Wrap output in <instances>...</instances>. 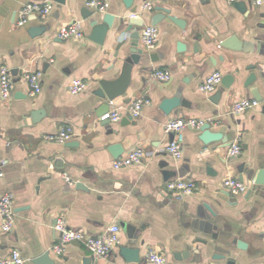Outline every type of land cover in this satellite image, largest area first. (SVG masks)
<instances>
[{
	"label": "crops",
	"instance_id": "0c3cea01",
	"mask_svg": "<svg viewBox=\"0 0 264 264\" xmlns=\"http://www.w3.org/2000/svg\"><path fill=\"white\" fill-rule=\"evenodd\" d=\"M240 2L245 13L227 0H133L129 9L124 0H105L102 13L87 0H0V67L10 69L13 77L11 96L5 100L0 94V198L10 195L16 214L9 233L0 217L1 258L19 250L25 264L46 253L53 264H149L148 253L154 251L166 264H264V187L255 186L248 174L264 170V107L259 103L242 114L232 113L235 103L254 100L241 89L251 73L258 76L255 86L264 97V0ZM32 3H50L51 12L44 18L33 15L20 26L21 10ZM145 4L153 9L144 11ZM157 6L170 9L185 26L166 19L156 26L160 38L155 49L140 42L144 54L156 58L134 66L127 95L114 101L123 108L113 123L111 103L100 113L107 102L95 94L99 81L119 76L131 34L152 25ZM83 10L115 17L104 45L89 40L91 27ZM129 19L143 26H131ZM77 21L84 24L85 39L57 38L60 29ZM36 29L40 32L32 34ZM232 36L251 43L252 51L219 48ZM157 71L169 72L171 79L157 80ZM36 72L41 74V93L32 95L26 76ZM216 72L235 78L232 90L221 83L212 94L202 92L200 86ZM74 79L86 83L85 91L70 93ZM177 92L187 106L167 115L161 104ZM141 97L149 103L134 118L128 108ZM35 112H44L37 122ZM177 118L202 120L215 132L225 129L226 143L204 144L200 129L167 134L165 125ZM63 127L72 128L70 141L47 140ZM174 139L181 145V159L167 152ZM116 143L125 149L121 157L139 148L145 160L115 169L119 158L110 147ZM234 144L241 147L238 156L229 155ZM168 171L181 176L168 179ZM228 178L245 183L247 192L231 194L224 187ZM175 179L193 181L195 193L182 199L167 195L165 186ZM208 218L215 224L207 223ZM58 219L93 237L118 226L120 244L106 259L78 244L66 245L59 255L54 251L60 244L54 228ZM239 241L247 244L246 250L237 247ZM122 248L138 249L140 263H128Z\"/></svg>",
	"mask_w": 264,
	"mask_h": 264
},
{
	"label": "built area",
	"instance_id": "2783aa9c",
	"mask_svg": "<svg viewBox=\"0 0 264 264\" xmlns=\"http://www.w3.org/2000/svg\"><path fill=\"white\" fill-rule=\"evenodd\" d=\"M229 3H238L241 0H227ZM257 3H261L257 1ZM87 5L90 8L97 10L98 12H106L107 5L105 0H87ZM52 6L50 3H32L23 7L20 12L19 25L24 26L28 19L37 15L42 18L49 15ZM153 6L151 4H145L143 6L144 11H151ZM132 17H136L132 15ZM57 38L61 40H83L86 38L84 24L81 21H77L72 25L62 28L57 33ZM160 33L156 26L145 27L140 34V42L147 50H153L159 43ZM154 77L163 82H167L171 79L169 72L157 71ZM41 74L31 73L27 74L26 80L31 88V94L37 95L41 93L40 84ZM223 76L220 72H216L209 76L203 84L200 86V90L207 94L214 93L218 86L222 83ZM87 85L81 79H74L70 84V93L77 95L85 91ZM13 90V77L10 69L7 67H0V94L3 99L7 100ZM149 103V100L141 97L133 102L128 108V111L134 118H138L144 106ZM113 111L110 114V119L113 123H117L121 118V111L123 107L116 106L114 102H111ZM259 106V103L255 100H243L234 104L232 108L233 114H242L246 110ZM206 122L202 120L189 119V118H177L170 120L165 125V132L174 136L180 134L183 130L192 128L200 129ZM74 136L73 130L70 127H63L56 135L48 136L47 140L64 144L70 141ZM167 152L176 159L182 158V149L178 140L174 139L167 147ZM241 153V147L239 144H234L230 150V156H238ZM146 154L142 149H135L130 151L125 156L117 159L114 163V168L119 170L134 165H139L145 160ZM66 181L69 184L73 182L65 176ZM224 187L233 195L237 196L247 192L248 187L245 183L239 179L228 178L224 181ZM197 189L196 184L193 181L185 179H175L167 182L165 186V192L167 195L172 196L175 199H182L185 196L195 193ZM0 217L3 220L2 229L4 232L9 233L15 225V209L13 199L10 195H4L0 198ZM55 231L59 234L60 244L54 248V251L61 255L64 253L66 245L79 244L84 246L89 252L97 259H106L110 256L111 252L120 244V231L118 226H113L109 229L108 234L100 237L90 236L82 231H77L69 228L63 219H58L55 226ZM149 264H166L165 258L154 251L148 253ZM0 264H25V260L19 250H13L11 255L7 258L0 257Z\"/></svg>",
	"mask_w": 264,
	"mask_h": 264
},
{
	"label": "water",
	"instance_id": "95a60500",
	"mask_svg": "<svg viewBox=\"0 0 264 264\" xmlns=\"http://www.w3.org/2000/svg\"><path fill=\"white\" fill-rule=\"evenodd\" d=\"M59 3H65V0H57ZM125 6L129 9L133 4V0H124ZM236 7L243 13L247 11L246 6L242 2L236 3ZM155 11L157 12L152 17V26H158L164 20H169L170 22L174 23L175 25L179 26L180 28H184L185 23L183 20H180L176 17L171 16V10L165 8L163 6L155 7ZM83 18L84 20L89 21V25L91 27V34L89 36V40L94 41L100 45H104L106 43L109 31H111L114 27L115 17L111 13H105L104 15L100 16V13L97 11L91 10H83ZM129 25L134 26L137 25L139 27L143 26V22L136 21L129 19ZM120 25H125V20L122 19L120 21ZM140 29V28H139ZM139 29L134 30L131 34L132 45L126 55L125 59L123 60V65L119 76H117L114 80H101L99 81V88L96 90L95 94L101 100L107 102L105 106L101 109L100 113H103L104 110L109 109V103L116 101L119 98H124L127 95V92L130 88L131 84V74L133 71L134 66L141 65L146 66L151 60L152 62L155 61V55H146L144 54V50L140 48V34ZM43 30V29H42ZM40 29H36L32 31V34H38ZM219 48L227 49L233 52H251L253 49V45L249 42H243L238 40L237 37L232 36L231 38L221 42L219 44ZM185 46L180 44L179 50H184ZM215 64V62L213 61ZM255 66L250 67V69H254ZM258 81V76L255 73H251L249 77L244 81L241 86V89L249 91V93L253 96V99L260 103L264 107V97L261 96L258 89L256 88V83ZM235 82V78L232 75H226L222 80V85L227 90H232V86ZM222 90L219 91L215 97V100L219 99L222 95ZM127 103H130V100H126ZM187 106V103L182 99L181 94L177 92V94L172 98H166L163 100L161 104V109L167 115H171L175 112L177 114L179 108ZM44 115V112H35L33 115V121L37 122V116ZM201 134L200 139L201 141L208 145L211 143H226V139L224 137L225 129H222L218 132L212 130L211 124L206 123L200 128ZM113 133V131H112ZM110 151L116 158H120L125 149L121 144H113L110 147ZM253 184L257 187H264V170L260 171L258 174H255L253 170L248 172ZM181 175L175 171H168L166 172V177L168 179L171 178H178ZM210 214L213 218L217 217V213L212 210L211 208L207 207ZM207 223L215 224V221L208 218L206 219ZM79 245V244H78ZM237 247L240 250H246L247 244L244 242H237ZM122 256L128 263H140L141 258L139 256L138 249H129V248H122L121 249ZM220 259V258H215ZM89 262L88 259L85 260ZM34 264H53L50 260V254L46 253L45 255L37 258L33 262ZM229 264H233L230 262Z\"/></svg>",
	"mask_w": 264,
	"mask_h": 264
}]
</instances>
